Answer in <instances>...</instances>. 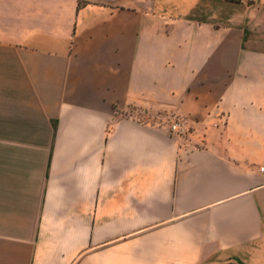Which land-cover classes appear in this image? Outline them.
Here are the masks:
<instances>
[{"label": "crops", "instance_id": "crops-1", "mask_svg": "<svg viewBox=\"0 0 264 264\" xmlns=\"http://www.w3.org/2000/svg\"><path fill=\"white\" fill-rule=\"evenodd\" d=\"M0 264H264V0H0Z\"/></svg>", "mask_w": 264, "mask_h": 264}, {"label": "built area", "instance_id": "built-area-1", "mask_svg": "<svg viewBox=\"0 0 264 264\" xmlns=\"http://www.w3.org/2000/svg\"><path fill=\"white\" fill-rule=\"evenodd\" d=\"M132 118L140 121L141 123H149L147 122V119L144 117H141L140 114H135L131 116ZM167 122L165 123L164 121L158 122L157 124H163L167 127L168 132L171 135L178 136L179 138L185 137L188 133V130L185 126V121L183 119H180L178 116H169L166 117ZM228 117L226 115H222L220 117L221 124H226L227 123ZM262 170V169H261Z\"/></svg>", "mask_w": 264, "mask_h": 264}, {"label": "trees", "instance_id": "trees-1", "mask_svg": "<svg viewBox=\"0 0 264 264\" xmlns=\"http://www.w3.org/2000/svg\"><path fill=\"white\" fill-rule=\"evenodd\" d=\"M225 1L240 3L242 0H225Z\"/></svg>", "mask_w": 264, "mask_h": 264}, {"label": "rangeland", "instance_id": "rangeland-1", "mask_svg": "<svg viewBox=\"0 0 264 264\" xmlns=\"http://www.w3.org/2000/svg\"><path fill=\"white\" fill-rule=\"evenodd\" d=\"M162 121H164V122L166 123V122H167V119L165 118V119H163ZM162 121H161V122H162Z\"/></svg>", "mask_w": 264, "mask_h": 264}]
</instances>
